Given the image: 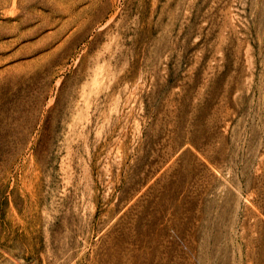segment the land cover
Returning <instances> with one entry per match:
<instances>
[{
  "label": "rangeland",
  "instance_id": "1",
  "mask_svg": "<svg viewBox=\"0 0 264 264\" xmlns=\"http://www.w3.org/2000/svg\"><path fill=\"white\" fill-rule=\"evenodd\" d=\"M0 264H264V0H0Z\"/></svg>",
  "mask_w": 264,
  "mask_h": 264
}]
</instances>
